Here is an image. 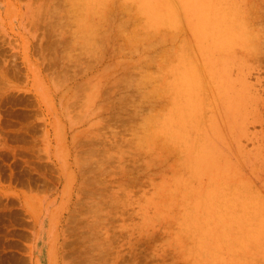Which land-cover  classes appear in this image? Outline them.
I'll use <instances>...</instances> for the list:
<instances>
[{"label": "rangeland", "instance_id": "374dc122", "mask_svg": "<svg viewBox=\"0 0 264 264\" xmlns=\"http://www.w3.org/2000/svg\"><path fill=\"white\" fill-rule=\"evenodd\" d=\"M89 1L0 0V264H264V0L223 1L241 16L218 19L220 31L238 28L218 35L231 38L219 53L207 41L212 56L182 0L176 25L151 29L130 0ZM182 56L200 69L217 56L223 77L252 97L237 199L229 179L213 206L199 198L215 180L191 163L203 113L200 94H177ZM180 105L195 114L191 143L161 126ZM216 207L227 228H216ZM250 227L262 247L232 252Z\"/></svg>", "mask_w": 264, "mask_h": 264}, {"label": "bare ground", "instance_id": "6f19581e", "mask_svg": "<svg viewBox=\"0 0 264 264\" xmlns=\"http://www.w3.org/2000/svg\"><path fill=\"white\" fill-rule=\"evenodd\" d=\"M80 1H82V0H80ZM83 1H84V4H88L90 2L89 0H83ZM99 1L101 2L102 0H99ZM130 1L135 3L137 5V7L139 8L138 10L141 11L142 16L144 17V21L147 24V25H145V26H147V28L149 26V28L151 29V28L156 27L157 25H160L163 23L169 24V25H176L178 23V21H180L175 0H130ZM223 1H225V0H182L183 7L185 9V12L187 13V18L192 22L193 28L196 29V32H195L196 36L198 38L202 37V41H203L202 44L205 43L203 45V49H201V51L204 54L211 53V56H212L213 50L211 51V47L210 48L207 47V45H209L207 42L208 40H210L214 43V47L212 49H214L217 52L219 50L218 49L219 46L224 45L226 42L228 43V41L231 40V38H229L230 36L228 37L226 34H223L226 36L220 37L221 36L220 33H228L232 29L233 26L228 25V26H230V28L228 29L229 31L227 29H223L222 31H220L221 29H218V26H220V24L218 25V21H219L218 19L221 20V19H223V17L227 18V16H229L228 18L231 19L230 18L231 13L234 14L233 15L234 19L238 15H240L239 11H237L238 9L236 10L237 7L236 8L233 7L234 2L233 3L231 2V3L233 4L232 7L235 10L233 8H231L233 10L230 11L228 8H226V7H228L229 4H227V6H224ZM232 1H234V0H232ZM241 1H243V0H241ZM235 3H236V0H235ZM90 4L92 5L93 3H90ZM246 4L244 6L245 8H247ZM239 6H241V4ZM241 10H243V8ZM259 12H260V10H259ZM248 13H250V12H248ZM244 14H245V12H244ZM242 16H244V15L242 14ZM232 19H233V17H232ZM230 21L233 22L232 20H230ZM234 21H236V19ZM219 23H222V21ZM227 24H229V23L225 22V24H223V25L226 26ZM232 25H234V23H232ZM234 27H236V29L238 28L237 26H234ZM240 29H241V27H240ZM240 29H238V30H240ZM242 29H243L242 31H244L243 27H242ZM233 30H235V29H233ZM238 33H240V31ZM233 34H235V33L233 32ZM233 34H232V36H233ZM240 34H242V33H240ZM240 34L237 35V39H236L237 41H239L238 37L244 38V36H245V35L240 36ZM245 34H247V33H245ZM218 35H220V36H218ZM226 37L229 38L230 40H227ZM242 38H241V40H242ZM233 40H235L234 37H233ZM251 40L253 41V39H251ZM247 41H243V42H245L244 47L247 46V44H246ZM241 42L242 41H240V43ZM233 43H234V41H233ZM218 44H219V46H218ZM237 44H239V43H237ZM239 45L236 47L239 48ZM226 46H227V44H226ZM226 46L225 47L223 46V48H226ZM253 46H255V45H253ZM256 46H255V48H256ZM250 47L248 48V50L251 49ZM228 48H226V50ZM231 48H232V45H231ZM237 48H235V49H237ZM235 49H234V52H235ZM221 51H222L221 53L223 54V50H221ZM227 51H230V50H227ZM224 52H226V51H224ZM230 52H232V51H230ZM208 57H205L204 61L202 62L201 69L194 67V65H192V64H187L186 63L187 61L190 63H191V61L187 58L185 60L184 56L179 57V61H180V63L183 64V66L182 67H178V65L174 66V68L175 67L176 68L174 70V74L173 73L172 74L175 75V78L178 74L182 75V80L180 79L181 81L179 83L175 84V87L179 88V90H177V88H176L177 94L179 93L181 95H184V94L186 95L189 91H191V92H189V96L186 98V100H189V101H191V99L196 98L195 96L193 98V95L195 93L200 94V96H199L200 97V109L199 110H201V112L203 113L202 128H201V131H202V133H201V145L196 146L195 155L192 157L191 163L197 172L198 171L199 172L204 171L205 173H209V175L212 177V179L215 180V182L211 180L212 181L211 185H207L204 188V191L202 190L201 192H198L200 199H205L204 201L207 202L206 203L207 205L213 206V203H214L213 201L216 199L217 196H219L220 192H223L222 188L225 185V181H226L225 179L230 180V184H229L230 185V193L229 194L232 195L234 199H235L237 194H241V192H242L241 191L242 189L240 190L241 191L240 192L239 188L245 187V185H247L243 182V180H242L243 178L242 179L241 178L236 179L237 175L241 177L242 168H241L240 160L245 159V157H243V159H241V157L239 156L237 144H238L240 135L242 134V132L244 133L243 129H244V126L246 124V121H247V119H249L248 118V115L250 114L249 109L251 106L254 105V104L252 105L251 103L255 102V106H256L257 100H260V99L257 97V100L252 101L250 103L251 106L248 108L249 100L247 99V97L250 99V98H252L251 95L249 94L250 96H248L244 93L243 89H241L239 87H235L236 84L233 81L235 76H233V77L231 76L233 79L231 77L226 76V75L223 77L222 70L218 66L219 65V61H218L219 58L217 56H213V58L212 57L208 58ZM231 58H232V56H231ZM237 59L239 60L241 58H237ZM225 60H227V57L225 58ZM225 60H223V62ZM232 62H229V63H232ZM234 62H236V61H234ZM227 63L228 62H226V64ZM230 65H235L234 67L237 68L236 64H234V63H232ZM223 68H226V67L223 66ZM196 69L200 70L199 75L197 74ZM227 71L229 72V70H227ZM239 71H242V70H239ZM230 72H229V74H230ZM237 76H236V78H238ZM212 81H215L216 84H214ZM246 89H248V88H246ZM174 92H175V90H174ZM175 96H176V94H175ZM178 97H180V96H178ZM178 99H180V98H178ZM196 99H198V98H196ZM173 103H174V101H173ZM178 103L181 104L180 101H177L174 103V106L172 105L170 108L174 107L176 109L177 106L175 107V105ZM185 104L186 103H184L183 105H185ZM180 107H181V105H180ZM174 108H173V111H174ZM186 108H187V106H186ZM253 108H255V107H253ZM179 110H181V109H179ZM209 110H210V113L208 114ZM171 111H170V113H171ZM186 111H189V112H184V110L182 108L183 113H181V111H180V113L176 112V113H178L176 115V117H174L173 113H172V115L169 114V115L173 116V121H168L167 119L166 120L164 119L165 121L161 122V126L164 128L165 132L167 131L174 138L179 139L181 141H185V142L190 141V143H191V140H188L189 139L188 135L190 134V133L188 134V132L191 131V128H190V124H188V122H187V119H188L187 115H189L190 113H193V110L192 109L189 110L187 108ZM253 111H252V113H253ZM257 112H258V110H257ZM259 115L260 114H258V116ZM256 118H258V117H256ZM209 121H212L213 123H211ZM179 123H180V125H178ZM178 126H180V127H178ZM192 126H193V124H192ZM244 134H242V135H244ZM187 143H189V142H187ZM210 146H213L214 149L211 150ZM240 150H241V148H240ZM247 188H244V189H247ZM236 199H237V197H236ZM246 199H248V198H246ZM244 200H245V198H244ZM225 201L226 200H224V204H225ZM236 201H238V200H235V204H236ZM247 201H244V202H247ZM230 202L232 203L231 199L226 201L227 204H231ZM230 206L233 207V204ZM242 206H245V205H242ZM247 206L249 207V205H247ZM225 208L228 209L229 205H225ZM204 210L206 212L213 211V209L207 208L205 206H204ZM217 214L220 216H218ZM221 214H222V210L219 209V207H216V216H217L216 218L219 219V221H220V223L217 224L216 228L223 229V226H226V228H227L228 224H227V222L225 223L224 219H222ZM242 215H243V213H242ZM242 215H240L239 217L237 216V219L235 218L236 220L234 218L232 219L231 215H230V217H231V220H235V222L237 223V222L241 221L240 218ZM226 216L227 215L224 214V218ZM226 221H227V219H226ZM261 222L262 221L256 222L255 224L257 225V223H261ZM206 224H207V222H206ZM237 224H239V223H237ZM261 224H264V222ZM231 225H232V223H231ZM250 225L252 226V220H251ZM228 226H230V224ZM237 226L239 227V225H237ZM255 228L257 229V227H255ZM200 229L203 231L202 236L205 237V241L206 240L208 241L209 238L206 239V237H210V235H208L207 233L204 232L203 226H201ZM250 229H251V227L247 228V231L249 232L248 235L243 236V233L241 232L242 235L240 238H238V239L235 238L234 240L231 239V241H230L231 247L230 246L229 247H230L232 252L235 250V253H236L238 250H242V251H244V255H247L246 253H248L249 250H251L252 248H258V246L260 244L259 239L261 236H260V234L258 235V233H256L255 231L252 232L253 230H250ZM259 230H260V227H259ZM259 230H257V231H259ZM240 231H238V232L240 233ZM243 232H244V230H243ZM237 233H235V234H237ZM258 236H260V237L258 238ZM222 237H224V240L226 241V238L223 234H222ZM203 239L201 238L200 241H202ZM263 242H264V240H263ZM199 245L202 247L205 244L203 242H200ZM263 246H264V243H263ZM259 247H262V246L260 245ZM263 249H264V247H262V251H264ZM260 251H261V249H260ZM239 253H242V252L240 251ZM237 254H238V252H237ZM221 262H222L221 264H228V263H223V261H221ZM232 264H246V263L244 262V260H235L234 262H232Z\"/></svg>", "mask_w": 264, "mask_h": 264}]
</instances>
